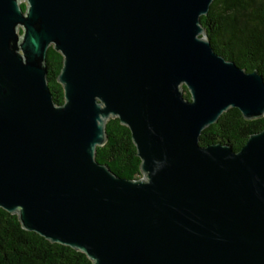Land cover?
I'll list each match as a JSON object with an SVG mask.
<instances>
[{"label":"water","instance_id":"water-1","mask_svg":"<svg viewBox=\"0 0 264 264\" xmlns=\"http://www.w3.org/2000/svg\"><path fill=\"white\" fill-rule=\"evenodd\" d=\"M213 2L0 0V208L93 264H264V129L238 151L200 144L230 108L264 117V76L202 25ZM112 117L140 177L96 159Z\"/></svg>","mask_w":264,"mask_h":264},{"label":"trees","instance_id":"trees-1","mask_svg":"<svg viewBox=\"0 0 264 264\" xmlns=\"http://www.w3.org/2000/svg\"><path fill=\"white\" fill-rule=\"evenodd\" d=\"M26 10V4L22 3ZM202 25L214 50L248 72L258 69L264 76V0H214ZM63 55L51 45L47 51V79L53 99L64 102L58 81ZM185 96L190 93L184 87ZM264 129V117L247 120L237 108L223 113L218 122L203 130L201 145L228 143L240 150L252 133ZM107 141L98 146L96 159L117 175L141 176V159L130 129L118 117L106 123ZM0 264H93L88 256L70 246L51 242L23 228L17 214L0 208Z\"/></svg>","mask_w":264,"mask_h":264}]
</instances>
